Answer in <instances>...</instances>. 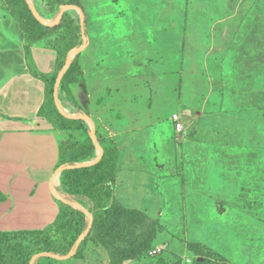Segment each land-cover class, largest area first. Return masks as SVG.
I'll return each instance as SVG.
<instances>
[{"label": "rangeland", "instance_id": "rangeland-1", "mask_svg": "<svg viewBox=\"0 0 264 264\" xmlns=\"http://www.w3.org/2000/svg\"><path fill=\"white\" fill-rule=\"evenodd\" d=\"M6 1L32 38L61 25L49 45L72 31L70 19L79 24V3L89 35L74 56L85 87L73 76L65 82L86 115L62 74L58 100L53 93L47 103L57 129L0 135V237L51 227L44 241L12 247L14 256L28 264L36 256L35 264H264V0H64L63 9ZM104 148L118 150L117 203L94 223L92 202L108 201ZM211 173L224 181L217 197L216 183L200 181ZM63 208L67 222L53 226ZM47 248L63 255H41Z\"/></svg>", "mask_w": 264, "mask_h": 264}, {"label": "trees", "instance_id": "trees-1", "mask_svg": "<svg viewBox=\"0 0 264 264\" xmlns=\"http://www.w3.org/2000/svg\"><path fill=\"white\" fill-rule=\"evenodd\" d=\"M3 3L7 7L8 11L11 13V15L20 24V27L23 29V31L25 32V35H26V46H25L26 63H27V66H28V69H29L31 75L33 77L41 80L42 82H44V84L46 86V102L42 106V108L39 112V116L45 118L55 129H57L59 127V121H58V119H56L57 112L55 110V106L53 105L51 107V110H49V108H47V103H48V100L50 98V95H52L54 93V90L51 88L52 85H54V83L57 81L60 73L63 71L64 67L66 66L69 52L72 49H74L75 47H80L83 44V41L78 42L77 40H75V37L78 33H81L82 28L86 25L84 15H83V17L79 16V19H78L79 24L78 25L74 22V20L70 19L69 22H70L72 31L69 34L67 33V34L62 35L54 45H51L57 52L56 71L53 74H45V73L40 72L34 63V60L32 58V52H31L32 46H33V44H35L41 40H47V35L49 34V32L52 30L59 29L61 27V25L58 24V25H55L51 28H45L41 35L34 36L32 38V37H30L29 31L24 27L22 22L15 15L13 9L8 4V2L6 0H3ZM50 6L52 9H55V8L63 9L66 6V3L64 0H51ZM75 6L77 8H79L81 11L83 10L81 4L77 3V4H75ZM84 32H85L86 36L89 38V35L85 31V29H84ZM78 59H79V56L74 58L70 68L68 69V71L66 72V74L63 78L62 83H64L65 87H66V85H65L66 79H67V77H70V76H73V81L75 83L82 84L85 87V78H84L83 72L80 68ZM65 90H66L68 96L70 97V102H71L72 106L75 107L77 109V111H79L80 113H84L86 115V113L82 110V108L75 102L74 98L71 95V92L68 90L67 87L65 88ZM77 121L79 123L83 124V120L81 118H79ZM99 143L101 144V141L98 140V144ZM246 147H248V146H246ZM64 148L65 147L63 146V143H61L60 144L61 162H63L64 164H69V160L67 158H64V154H65ZM248 148L252 149V150L258 149L259 152L262 149V147H258V148L248 147ZM103 155H104L103 160H108L110 163V167L112 168V169L111 168L108 169L104 165V167L100 171V174L106 175L104 180L100 183V186L106 187V189L108 191V198H107L108 201H107V203L99 202L97 204L92 202V206L89 208L88 214L93 217L94 223L98 221L102 212L109 210L111 206H113L117 203L116 196H115V190H116V182H117L116 167H117V159H118V150L116 148H104V154ZM259 155H260V153H258V156ZM109 157H112V158L110 159ZM221 172H220V175H221ZM202 180H204V182L207 183L206 184L207 187L210 184H212V186L214 187L215 183L218 185V188H217L218 190H215V188H213L214 189L213 193H214V195L216 194L215 195L216 197L218 194H220L221 190L225 188L224 187V181L220 177H215L214 174H212V173L205 175L204 178H202V179L200 178V181H202ZM211 196L213 198H215V196H213V195H211ZM6 199H7L6 195H4L0 191V203H4L6 201ZM216 207L218 209V212L220 213L219 205H217ZM77 210L81 212V209H79L78 207H72L71 214H73V212L77 211ZM66 222H67V220L65 218V209L63 208L61 210L60 214L58 215L56 221L53 223V226L64 224ZM72 227H73L72 223L70 222L68 224V229L71 230ZM87 227H88V224L87 223L84 224V228H87ZM50 229H51V227H48L43 231L36 230V231H30V232H17L14 234L5 235L4 239H3V237H0V264H28V262H29L28 258L27 259L26 258L21 259V258H16V255L14 256V252L12 250V247L20 246L21 244L27 243L31 239H35L36 243H40V241H44L45 239H47V235H48ZM9 238H11L10 241H9ZM85 244H86V240L82 241V246L79 250L80 253L83 252V250L85 248ZM9 252L12 253L11 257L9 255ZM44 253H46L47 255H54V256H62L63 255V252L61 250L53 249V248L45 249ZM37 261H38V258H37L36 262ZM111 261H112V264H117V262L115 261V259L113 257H111Z\"/></svg>", "mask_w": 264, "mask_h": 264}, {"label": "crops", "instance_id": "crops-1", "mask_svg": "<svg viewBox=\"0 0 264 264\" xmlns=\"http://www.w3.org/2000/svg\"><path fill=\"white\" fill-rule=\"evenodd\" d=\"M25 46V32L0 0V135L27 133L36 137L52 131L50 123L39 116L46 102V86L31 75ZM31 52L40 72L53 74L56 71L57 52L46 40L33 44ZM44 68L51 69L44 72ZM204 144L207 143L200 145ZM162 190L165 192V185Z\"/></svg>", "mask_w": 264, "mask_h": 264}, {"label": "water", "instance_id": "water-1", "mask_svg": "<svg viewBox=\"0 0 264 264\" xmlns=\"http://www.w3.org/2000/svg\"><path fill=\"white\" fill-rule=\"evenodd\" d=\"M80 11V16L83 17V13L80 9H78ZM82 34H83V45L80 47V48H77V49H72L69 54H68V59H67V63H66V66L64 67L63 71L60 73L58 79H57V82L55 84V88H54V98L55 100L57 101L58 100V85H59V82H60V76L62 74H66V72L68 71V69L70 68L72 62H73V58L76 54L82 52L83 50H85L88 46H89V38L86 36L85 32H84V29L82 30ZM80 118L82 119H86L89 121L90 125H91V133L94 134L95 132V129H94V122L92 121V119L90 117H85L84 115H81ZM93 141H94V144L95 146L98 147V142L93 138ZM103 154H104V150L101 149L100 150V156H99V160L102 159L103 157ZM75 166H67L65 168H74ZM62 169V168H61ZM59 172V171H58ZM74 254V251L72 250L66 257L64 258H71L72 255ZM41 255H47L46 253H43ZM37 257H34L31 264H35L36 260H37Z\"/></svg>", "mask_w": 264, "mask_h": 264}, {"label": "built area", "instance_id": "built-area-1", "mask_svg": "<svg viewBox=\"0 0 264 264\" xmlns=\"http://www.w3.org/2000/svg\"><path fill=\"white\" fill-rule=\"evenodd\" d=\"M176 119H177V118H176ZM177 127H178V128H180V127H181V125H180V124H177Z\"/></svg>", "mask_w": 264, "mask_h": 264}]
</instances>
